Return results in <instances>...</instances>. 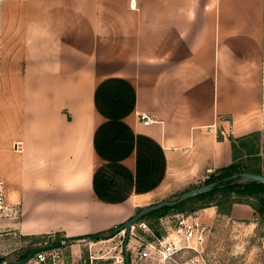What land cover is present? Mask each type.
<instances>
[{"label":"crops","instance_id":"crops-1","mask_svg":"<svg viewBox=\"0 0 264 264\" xmlns=\"http://www.w3.org/2000/svg\"><path fill=\"white\" fill-rule=\"evenodd\" d=\"M261 108L264 0H0V180L24 236L107 230L231 163L230 137L259 133L264 174ZM226 216L257 229L249 204Z\"/></svg>","mask_w":264,"mask_h":264},{"label":"rangeland","instance_id":"rangeland-1","mask_svg":"<svg viewBox=\"0 0 264 264\" xmlns=\"http://www.w3.org/2000/svg\"><path fill=\"white\" fill-rule=\"evenodd\" d=\"M240 162L245 163L250 169H255L256 161L253 156L242 155L238 159ZM202 185V182L196 183L194 186ZM194 186H190L189 189ZM182 191L176 192L171 196H167L161 200L175 198L176 195ZM223 202L222 211H227L231 208L234 200H244L246 202L257 203L256 199L247 195H238L230 193L227 198H223L220 195L213 200V203ZM157 200L153 203H156ZM199 205V203H198ZM140 207H136L132 212L131 216L138 211ZM203 208L197 210H171L159 217H151L147 219H141L148 229L142 230L136 227L135 233L137 236L143 237L144 239L149 238L150 234L153 233L155 236L163 233L164 216H171L172 214L183 212L190 213L198 217V220L206 225L209 229L208 242H207V253L209 258H220L223 264H261L264 260V248L261 247V237L264 232V217L257 215L258 225L257 229L252 231L250 228L243 226L244 224L237 225V223L245 222L248 223L251 218L243 219H229L227 214L208 216V213H202ZM19 210L11 218L5 219L0 218V259H5L11 263V261L19 260V257L28 251L33 246H37L43 243H52L57 241L55 234L48 236L46 234L36 236H24L17 229H14L15 225H8V220H17ZM129 216V217H131ZM236 221L235 223L233 222ZM140 221V220H138ZM137 221V222H138ZM124 222V221H123ZM122 223V222H121ZM119 223V224H121ZM119 224L111 227V230H104L103 236L99 239H93L85 237L83 239L64 241V244L56 248L57 252L60 253V257L55 259V264H113L114 256L117 251H113L112 247L119 244H124V238L121 237V233L118 232L113 236L112 230ZM12 228V229H11ZM255 231V232H254ZM248 232L250 234H248ZM95 234V233H92ZM125 236V235H124ZM62 238H66L62 235ZM101 241V242H99ZM129 246L136 245L135 236L128 238L127 242ZM89 255L95 256L90 262ZM111 256L113 258H111ZM36 264V263H31ZM38 264H53V262L46 261L45 263Z\"/></svg>","mask_w":264,"mask_h":264},{"label":"built area","instance_id":"built-area-1","mask_svg":"<svg viewBox=\"0 0 264 264\" xmlns=\"http://www.w3.org/2000/svg\"><path fill=\"white\" fill-rule=\"evenodd\" d=\"M142 124L148 125L156 119L145 112L137 115ZM259 117L264 124V108L259 111ZM14 150L20 149V144L13 146ZM17 213V208L11 206L4 200L3 182L0 180V218H11ZM163 233L159 236L150 234L149 238L137 236L136 227L142 230L148 229L146 224L141 220L130 227V238L135 236L136 245L125 247L122 244L112 247L117 251L114 256L113 264H223L220 258H209L207 253V242L209 229L202 224L198 217L190 214L178 212L171 216H164ZM121 237L124 238V231H121ZM64 242V240H61ZM101 242V241H99ZM50 243H43L45 245ZM60 257L57 249L40 251L34 254L27 264L53 262ZM90 262L96 259L95 256L89 255ZM111 258H113L111 256ZM19 260L8 262L2 259V264H16ZM261 264H264V260Z\"/></svg>","mask_w":264,"mask_h":264},{"label":"trees","instance_id":"trees-1","mask_svg":"<svg viewBox=\"0 0 264 264\" xmlns=\"http://www.w3.org/2000/svg\"><path fill=\"white\" fill-rule=\"evenodd\" d=\"M230 141L232 145L231 163L210 172L209 175L205 179H203L202 184H207L214 181H221L223 178L236 172L248 171L254 173H261L259 169L257 168L250 169L246 166L245 163H242L240 162V160H238L242 155L253 156L255 158V161L259 160V157L256 155L259 152V142H260L259 133L253 132L249 135L238 138L230 137ZM230 193H235L238 195H247L249 197L256 199L257 203L246 202L244 200H237V201L234 200L233 202L249 204L254 209V211L258 213L259 216L264 217V183L256 180L247 179V180H239L236 182L229 183L221 188H214L209 192L197 195L175 206L161 207L155 211L146 214L141 219L159 217L160 215L171 210H180V211L187 209L197 210L198 208H205L208 206H216L217 213L229 214L230 208L227 211H222L223 207L221 204H223V202H221V200L216 203H213V200L217 197V195H220L222 199L223 198L226 199ZM111 229L112 228H109L108 230ZM97 233H101L103 235V232H97ZM91 235L93 234L62 238L61 233L59 232L55 233L57 241L59 240L70 241V240L83 239L85 237H90ZM27 253L28 251L23 253L19 257V260L23 259Z\"/></svg>","mask_w":264,"mask_h":264},{"label":"water","instance_id":"water-1","mask_svg":"<svg viewBox=\"0 0 264 264\" xmlns=\"http://www.w3.org/2000/svg\"><path fill=\"white\" fill-rule=\"evenodd\" d=\"M247 179L256 180V181L264 183V174L248 172V171L236 172V173H233V174L223 178L221 181H214V182L202 184V185L193 187L191 189H188V190L178 194L175 198L161 200L157 203L141 207L138 209L137 212H135V214H133L127 220H125L124 222H122L121 224L116 226L112 230V234L114 236L118 232L124 231L125 236H124L123 246L125 247L126 242H127L128 238L130 237L131 225L136 223L138 220H140L146 214H148L152 211H155V210H157L161 207H164V206H168V207L169 206H175V205L180 204V203H182V202H184L190 198H193L197 195L209 192V191L213 190L214 188H221V187H223L229 183L236 182L239 180H247ZM102 236L103 235L101 233H96V234L91 235L90 238L99 239ZM63 244H64V242L59 240V241H56V242H53L50 244L33 246L32 248H30L28 250V253L26 254V256L23 259L16 262V264H27L29 262V260L32 259V257L34 256L35 253L40 252V251H47V250L59 248ZM0 264H2V259H0Z\"/></svg>","mask_w":264,"mask_h":264}]
</instances>
